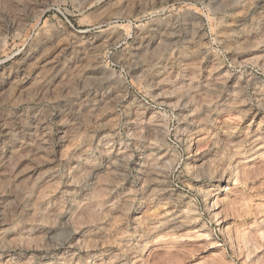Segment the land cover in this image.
<instances>
[{
    "label": "rangeland",
    "instance_id": "obj_1",
    "mask_svg": "<svg viewBox=\"0 0 264 264\" xmlns=\"http://www.w3.org/2000/svg\"><path fill=\"white\" fill-rule=\"evenodd\" d=\"M0 264H264V0H0Z\"/></svg>",
    "mask_w": 264,
    "mask_h": 264
},
{
    "label": "bare ground",
    "instance_id": "obj_2",
    "mask_svg": "<svg viewBox=\"0 0 264 264\" xmlns=\"http://www.w3.org/2000/svg\"><path fill=\"white\" fill-rule=\"evenodd\" d=\"M220 228V227H219Z\"/></svg>",
    "mask_w": 264,
    "mask_h": 264
}]
</instances>
